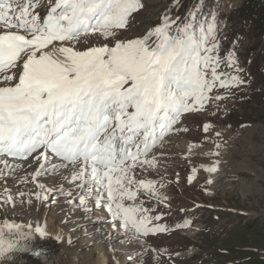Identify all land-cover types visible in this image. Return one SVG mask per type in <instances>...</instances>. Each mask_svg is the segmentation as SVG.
<instances>
[{
	"label": "snow or ice",
	"instance_id": "snow-or-ice-1",
	"mask_svg": "<svg viewBox=\"0 0 264 264\" xmlns=\"http://www.w3.org/2000/svg\"><path fill=\"white\" fill-rule=\"evenodd\" d=\"M140 7L139 0H0V163L7 168V157H33L39 165L33 182L67 170L65 181L79 189V207L88 212V203L95 202L111 215L113 227L134 239L165 231L149 227L160 216H150L138 197L158 193L153 181L136 178L135 169L153 165L150 149L182 113L203 110L213 88L245 83L217 71L221 59L213 55L218 48L214 18L204 27L197 26L192 12V20L180 25L164 16L144 36L118 39L116 30L125 28ZM89 34L112 46L78 49L81 37ZM227 66H234L231 54ZM208 128L205 124L204 131ZM218 163L204 170L215 173ZM5 202L14 203L10 195ZM27 227L24 233L18 224L4 223L0 258L17 250L41 255L19 241L47 233L40 226Z\"/></svg>",
	"mask_w": 264,
	"mask_h": 264
},
{
	"label": "rangeland",
	"instance_id": "rangeland-1",
	"mask_svg": "<svg viewBox=\"0 0 264 264\" xmlns=\"http://www.w3.org/2000/svg\"><path fill=\"white\" fill-rule=\"evenodd\" d=\"M200 1L139 0L142 7L131 13L125 28L116 30L118 39L127 40L144 36L164 16L180 25L192 20V12L197 26L204 27L214 18L218 48L213 55L221 59L217 71L245 82L238 88H213L204 109L185 114L176 131L195 143L220 144L216 158L225 162L217 164V172L204 170L210 164L204 154L179 157L173 148L161 164L136 168V178L153 181L158 193L138 197L150 216H160L149 227L165 231L130 238L131 233L113 227L111 215L95 202L88 203L90 211L82 210L76 199L79 189L70 180L48 173L33 182L35 172L0 174V225L37 222L60 236L70 264H264V49L255 52L248 38L237 33L241 23L234 11L243 0H212L199 12ZM104 43L113 42L89 34L76 47ZM229 54L233 67L227 66ZM217 95L224 99L216 100ZM69 192L71 196L64 195ZM9 195L14 203L5 202ZM193 228L196 235H188Z\"/></svg>",
	"mask_w": 264,
	"mask_h": 264
},
{
	"label": "bare ground",
	"instance_id": "bare-ground-1",
	"mask_svg": "<svg viewBox=\"0 0 264 264\" xmlns=\"http://www.w3.org/2000/svg\"><path fill=\"white\" fill-rule=\"evenodd\" d=\"M185 114L189 113H184L182 114L183 116L180 115V117H178L177 123L173 125V128L161 140H158L155 146L150 149L148 158L153 161V165H159L162 163V159L168 153L169 148H173L175 154L179 155V157L191 158L197 156L198 154H204L210 159L209 166H212L217 161L219 163L225 162L223 159L222 161L220 159H217V155L213 154L217 152L215 146L212 147L200 143H195L190 139H187L184 135H177L178 133H176V131L180 127ZM31 158V160L29 159L26 161L6 158L8 167L6 168L4 163H0V171L2 172V174L4 173L7 175L17 172L18 174L26 176L29 173L35 172V170L39 167V165L35 162V159L33 157ZM33 162L35 163V167L31 166V164L33 165ZM47 167L50 169L51 165H48ZM55 173H57L62 178L69 175L68 171L63 168L59 169ZM3 225H0V228H3ZM27 226V224H24L23 226H21L19 231L27 233L29 231ZM32 226L34 230L35 226L40 225H38V223L36 222V225L34 224ZM44 229L47 233L46 238H40L38 235H32L29 236L28 241H25L23 239L19 241L22 246L28 244L31 247H38L41 255L34 256L30 253H24L20 250H17L4 258H0V264H70L67 260L66 251L61 248L62 241L60 236L50 232L47 228ZM7 231V229H4L5 233H7ZM13 231L17 230L14 229ZM187 234L190 236H195V228L189 230ZM56 237H59V239H57ZM189 252H191V255L194 253L193 250H190Z\"/></svg>",
	"mask_w": 264,
	"mask_h": 264
},
{
	"label": "trees",
	"instance_id": "trees-1",
	"mask_svg": "<svg viewBox=\"0 0 264 264\" xmlns=\"http://www.w3.org/2000/svg\"><path fill=\"white\" fill-rule=\"evenodd\" d=\"M212 0H201L198 11L201 12L209 6ZM237 22H240L238 34L241 38L247 37L252 49L258 52L264 49V0H243L234 11Z\"/></svg>",
	"mask_w": 264,
	"mask_h": 264
}]
</instances>
